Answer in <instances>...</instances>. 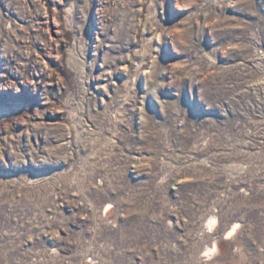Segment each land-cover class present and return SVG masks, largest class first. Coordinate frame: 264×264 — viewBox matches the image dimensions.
Wrapping results in <instances>:
<instances>
[{
    "label": "rangeland",
    "instance_id": "1",
    "mask_svg": "<svg viewBox=\"0 0 264 264\" xmlns=\"http://www.w3.org/2000/svg\"><path fill=\"white\" fill-rule=\"evenodd\" d=\"M263 55L264 0H0V264H264Z\"/></svg>",
    "mask_w": 264,
    "mask_h": 264
},
{
    "label": "bare ground",
    "instance_id": "2",
    "mask_svg": "<svg viewBox=\"0 0 264 264\" xmlns=\"http://www.w3.org/2000/svg\"><path fill=\"white\" fill-rule=\"evenodd\" d=\"M263 57H264V55H263ZM110 208V207H109ZM112 208V207H111ZM109 211V210H108ZM107 212V211H106ZM105 212V213H106ZM107 214V213H106ZM208 227L209 228H211V230H213V229H215L216 227H217V218L214 216V217H212L211 219H210V221H209V224H208ZM235 229H236V227L234 228V229H232V231H230L229 233H227V235L225 236V239H229V238H231L232 237V235L234 234V232H235ZM214 249H217V247L215 246L214 247Z\"/></svg>",
    "mask_w": 264,
    "mask_h": 264
}]
</instances>
